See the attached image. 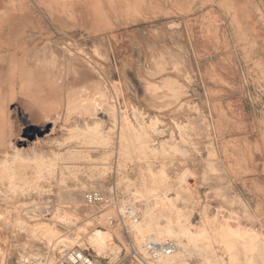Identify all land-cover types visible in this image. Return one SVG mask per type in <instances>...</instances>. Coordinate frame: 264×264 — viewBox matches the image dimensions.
Instances as JSON below:
<instances>
[{"label": "rangeland", "instance_id": "obj_1", "mask_svg": "<svg viewBox=\"0 0 264 264\" xmlns=\"http://www.w3.org/2000/svg\"><path fill=\"white\" fill-rule=\"evenodd\" d=\"M257 2L264 23V0ZM61 3L69 13L60 27L49 16L57 2L0 0L2 141L11 140L0 148L6 264H54L60 251L73 248L96 264H138L124 257L126 230L135 243L174 241L167 264H264V64L254 45L235 37L204 2L182 12L183 35L162 23L145 47L133 33L144 25L137 3L124 17L114 15L107 30H91L85 19L73 23V0ZM27 8L43 10L34 26L14 14ZM162 14L151 21L174 12ZM121 36L133 51L119 49ZM19 61L32 70L27 76L38 73L42 108L28 92L27 76L16 75ZM63 110L69 119L43 136L29 130L44 128ZM90 192L100 199L89 203ZM127 205L139 212L137 222L124 217ZM88 220L91 231H113L117 247L109 254L97 255L78 232ZM34 222L53 225L65 242L51 244ZM235 229L256 234V248L242 246L250 239Z\"/></svg>", "mask_w": 264, "mask_h": 264}, {"label": "crops", "instance_id": "obj_2", "mask_svg": "<svg viewBox=\"0 0 264 264\" xmlns=\"http://www.w3.org/2000/svg\"><path fill=\"white\" fill-rule=\"evenodd\" d=\"M12 1V0H10ZM14 1V0H13ZM28 1V0H27ZM40 2H57L58 5L51 11V15H49L54 21L57 22V26L61 27V17L68 16L69 12H66L64 7L62 8L61 0H33ZM120 2L119 5H114ZM73 0L72 5V14H73V23H77L78 21L88 20V25L90 29L95 30H107L113 25V17H121L126 15L127 12L130 11V6L134 5V3L138 4L140 19L143 20V26L138 27L137 31L133 32L136 36V40L144 43L145 45H140V47L147 46L146 44H150L151 41L154 42L155 34L161 33V25L162 23L166 25V30L171 33H175L177 36L183 35L185 33L184 21L186 18L185 15L182 14L183 11H186L188 8H192L193 5L199 2L207 3V5H213L214 11H217L218 17L221 18L224 22L225 27H229L233 32L235 37L244 36L247 40L246 42L249 45H254V48L259 52V62L264 64V23L260 20L258 13L256 11L257 0ZM152 1V2H151ZM63 2V0H62ZM61 3V4H60ZM115 6V7H114ZM207 8V7H206ZM31 8L23 10L14 11V14H17L16 17H21L25 15L28 26H34L35 19L40 18L42 16L43 10H30ZM205 9V8H203ZM202 9V10H203ZM117 12V14H110L109 11ZM122 10V11H121ZM118 11H121L118 13ZM163 11H172L173 15H169L168 18L162 21L153 22L152 18L164 17L162 14ZM204 11V10H203ZM123 14V15H119ZM148 19V20H147ZM151 21V22H150ZM74 24V25H75ZM223 27V26H222ZM19 29V27H18ZM225 29V28H224ZM224 31V30H223ZM225 32V31H224ZM154 38V39H153ZM154 40V41H153ZM20 42L16 43L17 48L23 49L26 48V45H19ZM120 50H125V53H129L131 50H134V46L130 45L129 39L124 36L118 38V42L116 45H120ZM225 45V42H223ZM19 55V54H18ZM22 55V54H21ZM130 57L132 54H129ZM221 57V56H220ZM21 60L18 57V60ZM133 59V58H132ZM23 64L21 61L16 63V75L20 78H24L25 76L32 73V70L23 68ZM129 66L130 61L125 63ZM28 66V65H26ZM38 75V74H37ZM18 77V78H19ZM27 79V77H26ZM44 96V95H43ZM57 97V95H56ZM47 106V105H46ZM51 109V108H49ZM48 109V112L50 111ZM61 112V111H58ZM56 112V113H58ZM46 118V117H45ZM50 122V121H49ZM0 142H3L0 140Z\"/></svg>", "mask_w": 264, "mask_h": 264}, {"label": "bare ground", "instance_id": "obj_3", "mask_svg": "<svg viewBox=\"0 0 264 264\" xmlns=\"http://www.w3.org/2000/svg\"><path fill=\"white\" fill-rule=\"evenodd\" d=\"M202 5V4H201ZM10 18V17H9ZM4 22V21H3ZM8 27V26H7ZM4 67V66H3ZM5 68V67H4ZM3 70V69H2ZM37 74L38 73H35L34 76H27V82L26 83H29V84H32V86L28 87L29 90L28 92H30L31 90H33L32 92H30L31 94H33L35 96V100H34V104L37 106V107H40L42 108L43 105L45 104L44 101V98H43V95L44 93H42V91L40 92V89L41 87H37V81H38V77H37ZM33 75V74H32ZM31 77V78H30ZM40 78V76H39ZM2 81V80H1ZM28 85V84H27ZM8 86V85H7ZM27 88V89H28ZM90 88V87H89ZM7 91V90H6ZM44 91V90H43ZM37 95V96H36ZM83 96H87V91H83ZM50 103H47L46 107L48 108V105ZM7 105V104H6ZM5 107V106H4ZM4 110L5 108H2L0 106V140L4 139V133H5V123H4ZM45 110H48V109H45ZM8 113V112H7ZM61 112H59L56 116L54 117H51L50 119H48V121H50L53 125L57 124V123H61V122H66L67 120H65V117H64V110L63 112L60 114ZM47 114L45 113V116ZM11 117V116H10ZM89 124V123H88ZM125 127L128 129V125L124 124ZM124 129V128H123ZM126 129V130H127ZM122 134V133H121ZM126 134V133H125ZM11 142V140H7V141H3V142H0V148L1 147H4L6 146L7 144H9ZM178 146V145H177ZM175 147V146H174ZM57 151V150H56ZM61 154V153H60ZM53 164V163H51ZM8 165H7V160H5L2 164H1V169H7ZM3 186V185H2ZM3 196V195H2ZM58 201V200H57ZM147 202V201H146ZM12 204V203H11ZM17 204V203H16ZM39 204V203H38ZM58 206V205H57ZM37 207V206H36ZM166 209V208H165ZM7 213V211H6ZM36 213V211H35ZM104 214V213H103ZM7 215V214H6ZM16 215V214H15ZM147 215H151L153 216V213L152 212H148ZM106 216V215H104ZM7 217V216H6ZM23 217V216H22ZM101 217V218H100ZM1 218H5L3 217L2 214H0V219ZM42 218V217H40ZM150 218V217H149ZM12 219V218H11ZM57 221L59 223H61L59 221V218H56ZM55 219V220H56ZM96 219V218H95ZM97 219H102L103 221V215H99ZM153 219V217L151 218V220ZM7 220V218H6ZM20 220V219H19ZM52 220V219H51ZM54 220V221H55ZM130 220V219H129ZM17 221V220H16ZM90 220L86 221L85 223L81 224L78 226V232L85 235L87 238L85 239L87 241V244L88 246H90L94 252L97 254V255H101V254H109L110 252L108 251H112V249H114L116 246V244L113 242V231L108 228V229H93L91 231V228L89 227L91 224L89 222ZM100 221V222H102ZM45 222V221H44ZM170 224H172L170 222ZM184 225V224H183ZM186 225V224H185ZM33 226V229L36 228V230H39V232L41 233V235H43L44 237L47 238L46 236V232H48V234H50V237H48V239L50 240L49 242L51 244H60L61 242H65L64 238H63V235H58V232L57 230L55 229V227L53 225H50V224H47L46 226H42L40 227L39 226V223L38 222H34L32 224ZM2 229V228H1ZM154 230V227L153 229ZM223 230L225 233H228L230 231V227L229 226H224L223 227ZM160 231V230H159ZM170 232H173V228H170ZM181 231H177L178 234H180ZM235 234L239 237H241L242 239H247L249 241H246V240H243L242 242H239L242 246H247L249 247V249L253 250L254 248H256L255 246H257L260 242V240H256V241H252L253 239L257 238V235L256 234H253L250 232V230H245V229H235L234 230ZM161 233V231H160ZM117 237V235H116ZM164 238V237H163ZM162 238V239H163ZM61 240H64V241H61ZM164 240V239H163ZM117 242V241H116ZM262 242V241H261ZM78 242L75 241V240H72L71 241V246H75ZM87 246V245H86ZM73 247H70V248H73ZM51 251V250H49ZM48 256V255H47ZM174 256H172V254L170 255H164V256H161L157 259L156 263L157 264H167L170 260L173 259ZM6 259V258H5ZM4 259V257L2 256V252H1V249H0V264H6V260ZM44 259V258H43ZM48 260V258H47ZM96 260V259H95ZM28 260L26 259V257L24 258V262H27ZM180 261V260H179ZM178 261V262H179ZM98 262V261H97ZM48 264V262H47ZM113 264V263H112ZM241 264V263H240Z\"/></svg>", "mask_w": 264, "mask_h": 264}, {"label": "built area", "instance_id": "obj_4", "mask_svg": "<svg viewBox=\"0 0 264 264\" xmlns=\"http://www.w3.org/2000/svg\"><path fill=\"white\" fill-rule=\"evenodd\" d=\"M86 199L89 203H94L100 199L96 192H90L86 195ZM124 217H127L132 222L138 221L139 212L132 205H127L123 211ZM125 225V220H123ZM126 230V229H125ZM126 238L128 239V245L124 257L135 260L138 264H155L157 259L164 255H170L176 250V243L172 240H165L159 243L153 239L147 238L142 243H135L128 231H125ZM54 264H96L93 257L80 249H63L60 251L54 262Z\"/></svg>", "mask_w": 264, "mask_h": 264}, {"label": "water", "instance_id": "obj_5", "mask_svg": "<svg viewBox=\"0 0 264 264\" xmlns=\"http://www.w3.org/2000/svg\"><path fill=\"white\" fill-rule=\"evenodd\" d=\"M51 125H52L51 122H49V124L46 125L44 128H39V127H37V126L31 125V127H30L29 130L32 131V133H33L34 135H37V136L41 137V136H43L45 133H48V132H49V130L51 129V128H50ZM34 135H32V137H28V138H29L30 140H32V139L35 137Z\"/></svg>", "mask_w": 264, "mask_h": 264}]
</instances>
